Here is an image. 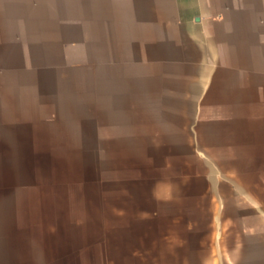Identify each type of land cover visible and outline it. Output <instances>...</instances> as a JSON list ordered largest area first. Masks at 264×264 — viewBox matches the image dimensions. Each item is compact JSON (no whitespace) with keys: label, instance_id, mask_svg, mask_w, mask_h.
Returning a JSON list of instances; mask_svg holds the SVG:
<instances>
[{"label":"crops","instance_id":"1","mask_svg":"<svg viewBox=\"0 0 264 264\" xmlns=\"http://www.w3.org/2000/svg\"><path fill=\"white\" fill-rule=\"evenodd\" d=\"M84 214L111 264H264V0H0V264Z\"/></svg>","mask_w":264,"mask_h":264},{"label":"rangeland","instance_id":"2","mask_svg":"<svg viewBox=\"0 0 264 264\" xmlns=\"http://www.w3.org/2000/svg\"><path fill=\"white\" fill-rule=\"evenodd\" d=\"M75 209V205H73V210ZM75 212V211H73ZM78 221L80 222L83 231L84 232H79V233H74L71 236L72 242L69 244L72 248H78V247H84L88 248L87 246L84 245H91L90 250L85 249L82 252H73V257L75 256V258L72 260L73 263L75 264H111V260L109 258V256L107 255V252H105L106 247L105 245H107L108 249V253L110 252V241L107 242V231L108 229L111 227V220L109 219H100V227H93V228H87L85 229V226L87 224L88 221V217L87 214L78 217ZM46 228H49V224H45L44 225ZM43 228H39V231H42ZM90 229L94 232L91 235H85V233H89L86 231H90ZM38 231V232H39ZM96 232V233H95ZM31 236H26V238H30ZM33 237V236H32ZM31 237V238H32ZM34 239H37L40 242L39 243H33L34 246L39 247L38 250L34 249V254H36L37 256L34 258V260H27L24 262H28V263H37L39 262L41 263H46L48 262V259H55L53 261L56 262V264H60L61 261H63V257H60L61 255H63L65 252V250H58V248H62L65 247L66 248V242L63 240V238L59 235H54L51 238V243H49L48 245H45V242L43 239H45V236L42 235V233L39 232V234L37 236L33 237ZM86 238H89V240L91 242H89L90 244L86 243ZM107 243V244H106ZM47 247V248H46ZM56 247L57 251H53L52 249ZM52 248V249H51ZM63 251V252H62ZM78 254V255H77ZM25 255L27 257L25 258H29L31 257V253L26 252ZM56 256V257H55ZM68 261V259H66Z\"/></svg>","mask_w":264,"mask_h":264}]
</instances>
